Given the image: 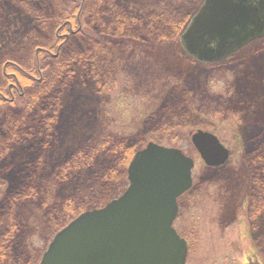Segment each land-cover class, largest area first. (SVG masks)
<instances>
[{
  "label": "rangeland",
  "instance_id": "obj_1",
  "mask_svg": "<svg viewBox=\"0 0 264 264\" xmlns=\"http://www.w3.org/2000/svg\"><path fill=\"white\" fill-rule=\"evenodd\" d=\"M70 1H62L68 10L75 6ZM53 2L46 3L51 6ZM203 3L204 0H121V6L132 8V18L146 19L155 11L158 18L170 20L176 28L185 20L186 23L165 44L128 39V47L116 50L119 61L111 65L113 74L101 75L105 71L100 69L105 88L101 80L97 86L96 69L92 75L68 82L60 94L58 113V123L65 128L59 126L56 141L43 134L11 143L12 148L9 146L10 150L0 158V177L6 174L9 180L38 154L57 162L69 159L66 154L71 151L76 152L71 155L76 160L65 171L58 166L57 175H50V160L36 172L34 186L42 192L34 200L41 197L46 206L19 199L8 203V195L1 190L9 182H0V203L4 205L0 207V264H6L7 258L10 264H38L52 236L72 216L86 209L77 211V205L95 202V206L102 207L125 191L129 160L149 141L180 148L196 162L194 186L179 198L180 211L174 220L177 231L189 244L186 264H264V214L255 220L248 217L246 206L252 185L244 156L247 137L254 132L250 130L264 127V37L223 61L206 64L197 60L185 52L180 35ZM16 5L17 0H0L5 9L0 12L1 68L6 77L13 79L19 74L7 67L11 60L4 54L16 57L14 51L23 49L20 44L28 40L25 35L35 25L34 19ZM102 16L109 19L110 14ZM4 19L11 25L6 26ZM87 20L89 27L94 26L90 17ZM55 33L59 43L69 32L58 27ZM39 49L34 51L41 56ZM25 54L24 61L29 59ZM38 55L34 56L35 65ZM35 65L23 67L27 70L24 74H33L37 84L46 73L40 63ZM85 78L87 83L83 85ZM13 79L8 83L6 80L7 90H0V99L5 96V100H11L24 94ZM18 110V106L14 108ZM198 129L215 133L231 149L227 165L208 168L204 164L190 138ZM37 140L40 144H36ZM102 140L107 143L101 145ZM100 146L106 148L101 150ZM85 160L88 162L84 164ZM69 207L72 210L67 213Z\"/></svg>",
  "mask_w": 264,
  "mask_h": 264
},
{
  "label": "water",
  "instance_id": "obj_2",
  "mask_svg": "<svg viewBox=\"0 0 264 264\" xmlns=\"http://www.w3.org/2000/svg\"><path fill=\"white\" fill-rule=\"evenodd\" d=\"M188 25L184 49L206 64L222 61L264 36V0H206ZM190 138L208 166L228 160L213 132L198 129ZM194 165L181 149L149 142L129 162L126 191L58 231L39 264H186L187 242L173 220Z\"/></svg>",
  "mask_w": 264,
  "mask_h": 264
},
{
  "label": "trees",
  "instance_id": "obj_3",
  "mask_svg": "<svg viewBox=\"0 0 264 264\" xmlns=\"http://www.w3.org/2000/svg\"><path fill=\"white\" fill-rule=\"evenodd\" d=\"M47 1L17 0L18 5L16 6L23 9L28 17L33 18L35 25L32 27L31 33L25 35L28 40H22L20 46H23V49L20 48L19 51H14L16 57H9L4 54L6 59L11 60L7 64V67L11 69L10 71H16L19 74L14 76L15 80L13 77H6L2 73L1 64H3V59L0 61V79L4 83L0 85V90L6 92V80L8 83L11 81L10 79H13L17 88L24 92L22 96H17V99L12 98L11 100H5V96L2 97L1 95L4 100L0 99V158L6 155L13 145L11 143L15 140L23 142L29 136L37 135L39 137L43 134L47 138H53L56 137V132L61 129L60 127L65 128L64 124L58 123V116L60 115L58 113H60L62 104L60 94L68 82L82 79V75H92V71L96 69L95 75H97L98 86L101 82L99 77L101 71H105L101 75L113 74L114 70L113 68L111 69V65L119 61V55L116 56V50L124 48L125 45L128 47L127 45L130 44L128 39H135L150 45L165 44L166 40L168 42L169 39L174 37L173 32L182 31L186 23L185 20L176 28L170 20H165L164 17H162L164 20L158 18L154 14L155 11L146 16V19L138 16L132 18V8L123 4L121 6V0H71L70 3L75 4L74 9L71 10H68L62 4L63 0H53L54 4L51 6L46 3ZM8 3L7 1L4 5ZM1 9H4V7L0 6V12ZM52 11L55 15H51ZM105 14H110L109 19H103L102 15L105 16ZM89 17L93 21L94 26L92 27H89V21L87 20ZM4 24L6 26L11 25L6 23V19H4ZM173 26H175L176 30ZM58 27L59 30L62 28L64 33H70V35L68 33L69 37H66V34L64 35V40L67 39L66 41L63 40L58 43L59 40L57 41L55 33ZM65 28H67L66 31ZM51 31L53 34H51ZM77 35H81V37L77 38ZM77 46L80 48L79 52ZM37 47L40 48L41 56L34 51ZM97 52L99 55H96ZM25 53L29 55L27 56L29 59L26 61L22 60ZM26 54L24 57H26ZM35 54L39 56V59L37 56L36 65L40 63L46 73V75H41L42 80L37 83L40 87H37L36 82L32 79L34 78L33 74H24L27 70L23 66L35 65ZM4 55L2 54V56ZM105 55L109 56L108 60ZM110 61L111 64L108 65ZM20 63L25 65L22 64V66ZM110 81H113V79ZM84 83L86 84L87 80L82 82L83 85ZM17 106L19 110L15 112L14 108ZM4 107L6 108L5 111H3ZM8 111L9 113L7 114ZM52 113H54V117L49 116ZM250 131L254 132L247 137L244 156L246 166H248L251 174L252 186L248 196L249 203L246 207L248 217L255 220V218L264 214V127H259L257 130L252 128ZM104 141L100 142L101 145L107 143V141ZM36 144H40L38 140ZM112 144L110 143L109 145ZM104 148L100 146L101 150ZM81 151L85 152L84 149ZM70 153L71 151H67L66 154L69 159L64 161L57 159V162L37 153L38 155L35 158L26 163L27 166L20 168L17 177L10 180L6 174L0 177V182L6 180L9 182L7 186L4 183V188L1 190L4 195L5 193L8 195V203H12L11 200L13 201V199H19L26 200L25 202H41L43 206H46L47 202H44L41 197L34 200L35 196H41L42 192L39 188H36L37 186H34L36 172H38V169H42L43 165L49 160L51 164L50 175L59 174L58 166L61 165L60 169L62 171L72 168L76 157H71V155L76 154V152ZM87 162L85 160L84 164ZM4 167L2 168L5 169ZM31 195L34 196L31 198ZM86 204H84L85 206L77 205L80 206L77 211H81L84 208L92 209L97 207L95 202L93 205ZM2 206L4 205L0 203L1 208ZM71 210L72 208L69 207L67 213ZM254 231H257V229ZM259 235L261 237V234ZM259 237L257 236V238ZM261 238L263 239V237ZM5 260L6 264H10L8 258Z\"/></svg>",
  "mask_w": 264,
  "mask_h": 264
},
{
  "label": "flooded vegetation",
  "instance_id": "obj_4",
  "mask_svg": "<svg viewBox=\"0 0 264 264\" xmlns=\"http://www.w3.org/2000/svg\"><path fill=\"white\" fill-rule=\"evenodd\" d=\"M204 2H205V0H204ZM200 8H201V7H200ZM200 8H199L198 11L196 12V14L199 12ZM194 15H195V14H194ZM194 15H193V17H194ZM254 41H255V40H254ZM251 42H253V41H251ZM251 42H250V43H251ZM247 45H248V44H247ZM56 55H57V54H56ZM56 55H55V56H56ZM101 79L104 80L103 77H101ZM102 80H101V81H102ZM102 86L105 88V85L103 84V81H102V83H101V87H102ZM103 87H102V88H103ZM60 97H61V95H60ZM49 116H50V117H54V113L50 114ZM53 139H54V141H56V137H53ZM226 146H227V145H226ZM227 148H228L229 151H230V155H229V158H228V160L226 161V164H225V165L228 164V162H229V160H230V157H231V155H232V153H231V149H230L228 146H227ZM225 165H223V166H225ZM219 168H221V167H219ZM247 168H248V167H247ZM248 170H249V169H248ZM250 175H251V174H250ZM251 184H252V183H251ZM248 203H249V200H248ZM251 220H252V219H251Z\"/></svg>",
  "mask_w": 264,
  "mask_h": 264
}]
</instances>
